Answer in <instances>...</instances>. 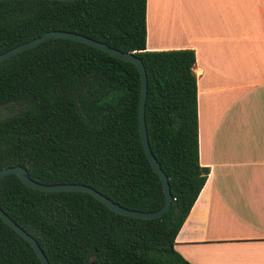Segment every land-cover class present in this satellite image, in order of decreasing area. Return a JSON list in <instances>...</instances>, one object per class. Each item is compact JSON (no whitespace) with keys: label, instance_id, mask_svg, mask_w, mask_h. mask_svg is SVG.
Returning a JSON list of instances; mask_svg holds the SVG:
<instances>
[{"label":"trees","instance_id":"16d2710c","mask_svg":"<svg viewBox=\"0 0 264 264\" xmlns=\"http://www.w3.org/2000/svg\"><path fill=\"white\" fill-rule=\"evenodd\" d=\"M146 1H0V53L63 30L142 59L148 141L172 195L169 210L145 219L87 192L42 191L15 173L3 176L0 208L49 264H195L175 249V237L209 173L199 161L196 54L146 49ZM140 89L135 63L66 37L1 61L0 169L21 165L39 183H80L127 209H159L165 195L141 141ZM0 264H42L1 217Z\"/></svg>","mask_w":264,"mask_h":264},{"label":"crops","instance_id":"0c3cea01","mask_svg":"<svg viewBox=\"0 0 264 264\" xmlns=\"http://www.w3.org/2000/svg\"><path fill=\"white\" fill-rule=\"evenodd\" d=\"M162 1H146V49L195 51L209 168L175 249L195 264H264V0ZM161 14L182 37L156 38Z\"/></svg>","mask_w":264,"mask_h":264},{"label":"water","instance_id":"95a60500","mask_svg":"<svg viewBox=\"0 0 264 264\" xmlns=\"http://www.w3.org/2000/svg\"><path fill=\"white\" fill-rule=\"evenodd\" d=\"M2 1V0H0ZM70 1V0H67ZM51 37H66L74 40H78L84 43H87L95 48L101 49L117 58H120L125 61H131L136 64V66L139 69L140 77H141V89H140V98H139V108H138V124H139V130H140V136L142 145L144 148V151L146 153V156L152 166V168L156 171V173L159 175L165 200L163 205L154 211H138L133 209H127L111 199H109L104 194L100 193L96 189L80 184V183H57V184H43L39 183L33 179H31L28 174L26 173V169L22 167L21 165H15L10 167H4L0 169V179L10 173H15L20 180L27 185L28 187H31L33 189H38L42 191H59V190H74V191H83L87 192L91 195H93L95 198L99 199L102 203H104L107 207L112 209L113 211H116L118 213L128 215V216H134L138 218H156L164 214L167 210H169L171 201H172V195L170 192V186L168 182V177L164 173V171L161 169L160 164L154 157L150 144L148 141V135H147V127L145 123V101H146V94H147V75L146 70L144 67V64L142 62V59L132 52H124L119 49H115L113 47L108 46L106 43L94 40L90 37H87L85 35L70 32V31H63V30H50L44 32L42 35L35 37L29 41L20 43L2 53H0V62L11 57L12 55H15L18 52H21L25 49L34 47L35 45L39 44L40 42L51 38ZM0 217L10 226L12 227L19 235H21L24 239H26L34 251L36 252L37 256L39 257L42 264H49L47 261L46 256L44 255L42 249L38 245L35 238H33L30 234H28L22 227H20L18 224H16L1 208H0ZM93 264V262L91 261Z\"/></svg>","mask_w":264,"mask_h":264},{"label":"rangeland","instance_id":"374dc122","mask_svg":"<svg viewBox=\"0 0 264 264\" xmlns=\"http://www.w3.org/2000/svg\"><path fill=\"white\" fill-rule=\"evenodd\" d=\"M161 3H167V2L166 0H163ZM168 4H166V7L162 6V8H166V10H168L170 6L172 7V5H168ZM165 17L168 16L164 14L160 15L159 21L156 26V38L160 41L170 42L171 40L179 39V37H182L181 35L184 34L183 28L176 30L175 26L173 25L172 27V25L169 24V22L165 19Z\"/></svg>","mask_w":264,"mask_h":264}]
</instances>
